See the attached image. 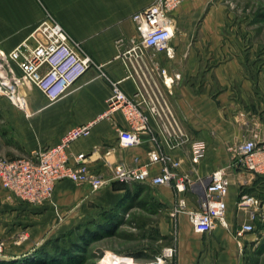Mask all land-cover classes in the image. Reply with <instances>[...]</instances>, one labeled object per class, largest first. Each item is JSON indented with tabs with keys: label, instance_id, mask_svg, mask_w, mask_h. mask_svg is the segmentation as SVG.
I'll list each match as a JSON object with an SVG mask.
<instances>
[{
	"label": "crops",
	"instance_id": "1",
	"mask_svg": "<svg viewBox=\"0 0 264 264\" xmlns=\"http://www.w3.org/2000/svg\"><path fill=\"white\" fill-rule=\"evenodd\" d=\"M153 1L0 0L3 52L26 38L48 11L101 65V70L88 68L55 98L35 86L22 85L27 106L13 109L9 115L15 122L11 125L19 147L25 156H31L33 151L59 142L67 129L92 123L89 134L71 142L68 151L71 155L84 153L87 166L106 179L95 190L86 183L61 179L49 200L40 205L21 201L0 186L1 201L18 214L14 221L25 228L31 248L39 245L46 233L57 236L110 211L115 215V235L131 241L112 251L135 262L147 261L164 246L173 245L175 253L168 264H244L243 251L256 236L253 231H237L254 220L248 209L237 208L236 201L239 193L245 192L254 196L264 211V174L237 167L229 148L246 138L264 143V58L258 49L264 45L249 34L239 36L240 30L250 32L245 26L248 23L236 18L237 9L229 8L223 0H181L172 12L175 29L169 45L173 55L159 52L156 57L169 74L179 76L168 100L190 139L182 146L170 147L157 122L150 118L157 142L143 134L139 144L120 147L117 129L127 122L119 110H107L106 98L111 81L120 80L127 94L136 87L132 79L124 78V65L116 57V40L122 39L121 48L131 43L137 36L132 15ZM192 139L206 144L196 164L190 160ZM155 149L179 160L176 171L193 179L218 168L226 170V225L217 223L210 232H198L186 212L170 216L178 196L172 185L124 183L111 177L108 162L147 164L149 152ZM161 167L160 163L148 164L149 175H158ZM180 195L188 209L197 208V188L188 187Z\"/></svg>",
	"mask_w": 264,
	"mask_h": 264
},
{
	"label": "built area",
	"instance_id": "2",
	"mask_svg": "<svg viewBox=\"0 0 264 264\" xmlns=\"http://www.w3.org/2000/svg\"><path fill=\"white\" fill-rule=\"evenodd\" d=\"M180 2L181 0H154L132 15L137 36L131 43L121 48L122 39L116 40V57L124 65V78L132 79L136 87L133 93L127 94L121 89L120 80L111 81V92L106 98L107 110H119L127 122V126L117 129L120 147L139 144L143 134L157 142L158 136L152 131L150 118L157 122L164 141L170 147L182 146L190 139L168 100V92L179 76L169 74L156 57L159 52L167 57L173 55L169 45L175 29L172 12ZM0 57L1 67L7 66L6 76L11 74L5 81L7 88L14 89L11 81L17 86H35L49 98H55L65 91L88 68L96 67L101 70V65L92 60L80 43L48 11L26 38L7 53L2 52ZM20 100L25 105L24 97ZM91 124H80L67 129L59 142L39 148L31 156L8 158L0 155V186L19 200L33 205L49 200L56 182L61 179L86 183L92 190L100 188L106 179L87 166L86 155H71L68 151L71 142L89 134ZM229 149L237 167L251 173L264 174V143L258 145L254 139L246 138ZM205 150L206 144L203 141L190 140L191 162L198 163ZM151 163L161 164L158 175H149L147 165ZM179 163V160L155 149L149 152L147 164L129 166L123 161H116L108 162V166L111 177L124 183L172 185L178 196L169 212L170 216L186 212L196 231L207 233L217 223L226 225L224 196L229 186L226 170L218 168L204 177L193 179L189 174L176 171ZM188 187L197 188L199 193L196 209H188L185 198L180 195ZM236 206L238 209H248L251 219L263 212L258 200L245 192L239 193ZM253 230L251 223H245L237 232L241 234ZM174 253L175 247L168 245L144 262H135L130 256L121 254H115V257L105 256V260L106 264H168Z\"/></svg>",
	"mask_w": 264,
	"mask_h": 264
},
{
	"label": "rangeland",
	"instance_id": "3",
	"mask_svg": "<svg viewBox=\"0 0 264 264\" xmlns=\"http://www.w3.org/2000/svg\"><path fill=\"white\" fill-rule=\"evenodd\" d=\"M223 1L229 8H236L238 10H236V18H240L242 21H246L245 23H248L245 26L249 28L250 32L240 30L239 36L242 37L244 34H249L250 39L260 41L264 45V0ZM258 49L261 50V56L264 58V46ZM2 52L3 50H0V56ZM0 62L2 61L0 60ZM5 67L7 66L5 65ZM5 67H0V155L8 158L22 157L26 153L19 147L16 140L15 127L11 125L15 122L9 115L13 109L16 111L18 109L24 110L27 106V99L20 89L21 86L15 85L13 81H11L14 87L13 90L6 87L5 81H7V77L11 74L9 73L6 76ZM22 97L25 99V105L21 103L22 100L20 99ZM257 144L263 143L258 142ZM1 192L2 190H0V196L2 195ZM17 215V213H13L5 206L0 198V264H3L2 262L8 263L13 260L21 261L24 258H32L33 253L39 250L42 245L45 250L46 248H51L50 244L46 243L47 240L53 238L51 233H46L39 245L32 248L29 247L27 244L29 242L27 239L28 235L24 231L25 228L14 221L17 219ZM252 220H254V224H251L254 226L253 232L256 238L244 249L243 261L244 264H264V211L262 215H257ZM6 223H10V227ZM130 242V240L116 236L114 232L111 235L92 241L83 255V260L79 264H106L105 256L111 253L115 254L112 250ZM23 250L29 251L20 254V251Z\"/></svg>",
	"mask_w": 264,
	"mask_h": 264
},
{
	"label": "trees",
	"instance_id": "4",
	"mask_svg": "<svg viewBox=\"0 0 264 264\" xmlns=\"http://www.w3.org/2000/svg\"><path fill=\"white\" fill-rule=\"evenodd\" d=\"M115 215L106 211L100 217L84 224H79L46 241L51 248L44 246L33 253L32 258L21 261L13 260L3 264H79L87 251L88 245L104 236L111 235L115 229Z\"/></svg>",
	"mask_w": 264,
	"mask_h": 264
},
{
	"label": "bare ground",
	"instance_id": "5",
	"mask_svg": "<svg viewBox=\"0 0 264 264\" xmlns=\"http://www.w3.org/2000/svg\"><path fill=\"white\" fill-rule=\"evenodd\" d=\"M4 54H5V52H3ZM2 54V53H1ZM2 65H1V63H0V67H1ZM18 103V102H17ZM115 257L116 255L115 254H113V253H111L110 255H108V257Z\"/></svg>",
	"mask_w": 264,
	"mask_h": 264
}]
</instances>
